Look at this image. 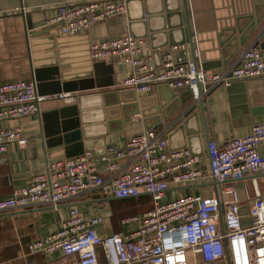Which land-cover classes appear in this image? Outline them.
<instances>
[{"label": "crops", "instance_id": "0c3cea01", "mask_svg": "<svg viewBox=\"0 0 264 264\" xmlns=\"http://www.w3.org/2000/svg\"><path fill=\"white\" fill-rule=\"evenodd\" d=\"M64 1L0 0V86L27 81L35 83L37 92L47 95L62 92L75 97L74 102L69 103L58 96L51 97L41 104L38 114L0 123L1 129L20 127L23 137L28 140L25 148L18 143L10 144L6 154L0 157V199L9 198L13 190L27 186L32 177L46 172L51 163L67 159L81 150L77 144L76 125L72 121L74 105L79 106L82 140L87 142L86 150L92 151L96 156L99 172L108 176L105 164L99 159L105 150L111 146L126 147L133 136L147 131V127L157 123L156 117L150 116L144 120L140 115L125 122L122 114L116 117V113H113L114 118L111 117L109 121L105 113L108 106L116 103L120 107L118 109H121L122 106L140 105L143 100L146 111L156 108L161 115L168 113L172 104L170 101L164 102L168 91L160 86H156L150 94L136 93V97L134 89L121 85L132 74L129 65L119 66L110 61L95 62L89 53L92 44L130 33L145 40L146 48L142 56L151 57L156 69H160L163 51L168 49L167 36L161 29L169 25V20L172 26L180 24L182 29L186 27L181 0H169L170 7L174 10L171 14L164 11L162 0H150L145 5L139 0H129L125 14L73 36L62 35L54 22L58 8ZM108 1L118 0H83ZM187 1L200 68L205 65L207 71L225 73L237 63L240 51L252 47L264 50V41L259 39L264 22L248 42L237 50L241 38L246 34L245 28L257 19L261 21L264 18V0ZM142 7L145 8V19H142ZM240 20L241 31L230 34L229 31ZM176 35L179 41L182 35L180 32ZM186 45L191 53L189 44ZM59 70L60 75L57 76L56 71ZM86 88L89 89L82 90ZM104 93H107L105 101ZM185 100H188V104L195 102L193 97H186ZM203 104L209 140L222 146L233 137H244L251 132L253 125L264 124V77L234 81L229 87L217 86L204 96ZM155 112L157 111H152V114H156ZM168 124L162 122V127L154 130L163 132L169 141ZM170 135L172 145H183L177 134ZM195 147L196 152L204 151L205 144L202 146L196 143ZM258 149L264 156V142ZM198 156L201 158L200 167L207 174V153ZM122 165L126 166L127 160ZM228 184L233 185L242 198L240 210L242 224L246 227L250 225L247 213L256 191L259 190L264 196V179L251 175ZM221 187V184L208 176L188 184H172L165 201L188 195L209 197ZM131 201L143 202L142 204H149L150 209L152 208L149 195L131 200H110L103 198L98 192H92L58 208L39 206L0 214V264H73L74 259L66 258L60 251L51 255L30 253L28 245L36 239L59 232L73 207L85 219L102 215L106 219L99 227L102 236L127 233L134 227L122 225L119 216L123 206L121 204ZM98 258L102 264H106L104 252L100 248ZM230 259L229 253L227 262L223 264H230Z\"/></svg>", "mask_w": 264, "mask_h": 264}, {"label": "built area", "instance_id": "2783aa9c", "mask_svg": "<svg viewBox=\"0 0 264 264\" xmlns=\"http://www.w3.org/2000/svg\"><path fill=\"white\" fill-rule=\"evenodd\" d=\"M127 11V0L83 2L65 0L58 8L54 22L62 34L77 35ZM144 39L132 34L92 44L90 56L95 62L110 61L129 65L132 74L121 83L137 94H150L166 84L176 92L191 90L199 100L217 86H231L234 81L264 77V50L240 51L237 63L225 73L197 67L186 44L170 48L156 69L151 57L142 56ZM66 103L74 102L71 94L56 95ZM54 96L39 95L35 83L17 81L0 86V123L25 119L40 112L41 104ZM264 142V124L252 126L244 137L231 138L220 146L207 143V174L200 167L201 158L189 149H170L163 132L151 129L133 136L126 147H108L99 159L105 164L103 176L90 150L51 163L46 172L32 177L25 187L13 190L0 199V214L30 207L58 208L74 202L86 193L98 192L105 198L131 200L151 197L152 208L125 217L121 224L133 226L127 233L102 236V215L85 219L73 207L61 230L28 245L30 253L47 255L61 252L73 264H223L230 253V264H264V196H256L248 210L250 225L243 226L242 198L228 184L257 175L264 179V156L259 145ZM18 143L25 148L28 140L20 127L0 128V157L8 146ZM127 160V165L122 162ZM208 176L222 187L209 197L182 196L165 201L172 184L182 185Z\"/></svg>", "mask_w": 264, "mask_h": 264}, {"label": "water", "instance_id": "95a60500", "mask_svg": "<svg viewBox=\"0 0 264 264\" xmlns=\"http://www.w3.org/2000/svg\"><path fill=\"white\" fill-rule=\"evenodd\" d=\"M139 1L145 5V3L146 2L148 3V1H150V0H139ZM162 1L164 4V11L169 13V14L173 13L174 10H173V8L170 7V1L169 0H162ZM181 1H182L181 3L183 6V10H184L185 20H186V27L184 26L185 29H182V26L180 24L178 25L179 27L176 25L172 26L170 24V20H169V25H166L161 29V32H163V34L167 36L166 46H168V49L163 51V53L165 54L166 52H168L170 50V48H172L173 46L189 44V46L191 48L192 55L194 56L196 53V49L194 47V42H193L194 39H193V34H192V29H191L189 14H188V1L187 0H181ZM128 4H130L129 0H127V8H128ZM142 14H143L142 19H145V17H144L145 8L144 7H142ZM250 19H251V17H250ZM263 19H261V21L259 19H257L256 22H252L251 26L249 25V27L245 28L246 34L241 38L240 44H239V47L237 50H239V48L241 46H243L246 42H248V40L251 38L252 34L255 31H257V28L264 22ZM241 21L242 20L236 22V27L232 28L229 31L230 34H232V33L235 34V33L241 31V29H240L241 25H242ZM166 23H168V22H166ZM243 26H245V23L243 24ZM58 28L61 32L60 26H58ZM178 32H180L182 35V38L179 41H177V35H176ZM233 39L235 40V37ZM259 39L264 41V28L261 31V35H260ZM89 56H90V53H89ZM90 58H91V56H90ZM194 61L196 62L197 67H199L198 61L196 58H194ZM202 62H204V61H202ZM161 65H162V58L160 60V67H161ZM202 69L206 70L205 65H203ZM56 75L57 76L60 75V70L58 72L56 71ZM158 86L163 87L165 90L168 91V95L166 96L165 101H164L165 103L169 102V101L172 103L170 105V109H169L168 113H163L160 115L158 109H156V108H154V110L146 111L145 107H143L144 103L142 100V102L140 101V105L135 104V105H131L130 107L122 106L121 109H118L120 107H118V105L116 103L111 105V106H108V108L105 111L107 119L110 121V118L113 116V113H116V115H114L116 117H119L120 114H122L125 122H130L132 120V117L136 116V115H140L144 120H146V118L147 117L149 118L150 116L156 117V119H157L156 125L151 126V127H147V130L162 127V122H168L169 124H168L167 132L169 133V135H168L169 142H170V139L172 138L170 135L171 133L173 135L177 134L182 141L183 145L180 147H176V146L172 145L170 142L169 143L170 149H189L193 155H197V156L199 154L201 155L203 153H207V143L209 142V137L207 134L206 122H205V117H204L205 113H204L203 100H200V101L195 100L194 104H188V102H187L188 100L186 101L185 99H186V97H187V99H190L193 97L191 90L176 92V91L170 89L166 84H162V85H158ZM94 88H95V86L92 87V89H94ZM88 89L89 88L82 89V90H88ZM82 90H79V91H82ZM71 93H73V92H71ZM38 94L39 95H46V96H56L57 94L59 95V94H66V93L56 92V93H48V95H47V94H44V93H41L38 91ZM135 95L137 97L136 92H135ZM106 98H107V93H104L103 94L104 101L106 100ZM112 106H114L113 109H110V107H112ZM73 108H74V114H73L72 121L76 125L77 144L81 150L77 154L70 156L68 158H72V157L81 155L85 151H87L86 150L87 149V142L82 140L83 139L82 138L83 128H82V118H81V114L79 111V106L74 105ZM152 111H157V112H155L156 114H152ZM112 118H114V117H112ZM193 122H194V125H193ZM196 143H200V144H202V146H203V144H205V147L203 149L204 151H201V150H199L198 152L194 151V149H197V147H195ZM198 146H200V145H198ZM199 148H201V146ZM112 200H116V199H112Z\"/></svg>", "mask_w": 264, "mask_h": 264}, {"label": "rangeland", "instance_id": "374dc122", "mask_svg": "<svg viewBox=\"0 0 264 264\" xmlns=\"http://www.w3.org/2000/svg\"><path fill=\"white\" fill-rule=\"evenodd\" d=\"M207 95V94H206ZM205 95H203L200 99V100H203ZM196 100V99H194ZM198 101V100H196ZM143 202H139V201H131V202H126L125 204H121L123 206H121V216H119V218L122 220L123 218L125 217H128V216H132V215H135V214H140V213H143V212H146L148 210H150V205L147 204H142Z\"/></svg>", "mask_w": 264, "mask_h": 264}, {"label": "bare ground", "instance_id": "6f19581e", "mask_svg": "<svg viewBox=\"0 0 264 264\" xmlns=\"http://www.w3.org/2000/svg\"><path fill=\"white\" fill-rule=\"evenodd\" d=\"M109 199H112V198H109ZM117 200V199H116ZM105 219V218H104ZM106 220V219H105ZM105 222V221H104Z\"/></svg>", "mask_w": 264, "mask_h": 264}, {"label": "trees", "instance_id": "16d2710c", "mask_svg": "<svg viewBox=\"0 0 264 264\" xmlns=\"http://www.w3.org/2000/svg\"><path fill=\"white\" fill-rule=\"evenodd\" d=\"M151 206H152V204H151Z\"/></svg>", "mask_w": 264, "mask_h": 264}]
</instances>
